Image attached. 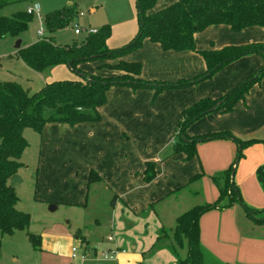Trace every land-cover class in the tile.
<instances>
[{
    "label": "crops",
    "instance_id": "crops-1",
    "mask_svg": "<svg viewBox=\"0 0 264 264\" xmlns=\"http://www.w3.org/2000/svg\"><path fill=\"white\" fill-rule=\"evenodd\" d=\"M100 1L103 6L109 0ZM127 1L132 7L133 0ZM175 1L156 0L147 13ZM115 10L118 15L110 23L106 40L111 49L123 46L137 32L136 17L123 18L120 10ZM193 40L199 51L261 43L264 28L233 31L228 25H209L195 32ZM119 61L139 63L138 77L151 82L189 79L206 69L199 52L164 51L147 38L140 47L118 58L83 62L79 68L107 77L123 73L111 67ZM263 64L260 53L247 54L205 80L186 87H165L157 93L152 87L111 85L104 104L97 108V121L74 125L49 122L40 131L25 127L23 136L28 146L21 155V169L34 171L32 209L48 206L49 211L78 212L80 217L65 226L45 224L37 234L38 250L26 232L17 233L22 230L5 234L18 253L15 261L21 255L22 264H178L170 249L171 238L157 242V237L171 233L183 212L216 201L221 186L216 189L212 185L211 175L231 166L232 182L243 203L264 209V187L257 178V169L264 168V77L231 111L207 113L186 129L188 136L221 131L232 134L244 143L236 162L238 144L229 138L198 142L188 159L183 152H173L182 111L200 99L226 94ZM46 70L44 84L77 78L64 64ZM45 71L37 73L42 76ZM147 164L154 170L149 181L145 180ZM21 169L17 173L19 185L23 182ZM91 172L97 178L89 182ZM195 175L198 177L193 179ZM221 180L224 184L223 176ZM18 204L19 199L16 208L20 210ZM30 227L31 221L29 231ZM36 231L31 229V233ZM199 235L203 250L219 264H264V224L256 223L237 203L204 213L199 219ZM72 248H76L74 257ZM184 253V249L179 251L181 257Z\"/></svg>",
    "mask_w": 264,
    "mask_h": 264
},
{
    "label": "trees",
    "instance_id": "trees-1",
    "mask_svg": "<svg viewBox=\"0 0 264 264\" xmlns=\"http://www.w3.org/2000/svg\"><path fill=\"white\" fill-rule=\"evenodd\" d=\"M20 1L27 0H0V7ZM155 2L156 0H135L137 32L119 48L107 47L106 40L110 35V26L107 24L102 25L95 33L88 34L79 43L56 44L53 34L68 27L77 18L78 10L71 5L45 13L42 17L44 36L16 50L15 56L36 72L64 64L77 78L48 82L33 93L16 80H0V234L10 235L14 231L23 230L32 247L40 249V236L29 231L30 215L16 208L18 197L15 188L9 185L10 177L23 167L21 155L28 146L23 136L25 127L40 131L49 122L74 125L97 121L100 118L97 108L104 104L105 92L111 85L152 87L157 93L165 87H186L205 80L228 63L247 54L260 53L264 57V42L199 51L193 40L195 32L209 25L224 24L233 31L251 26L264 28V0H177L161 10L147 13ZM30 19L31 14L22 11L16 12L12 17H0V36L17 35L27 28ZM145 38L158 43L164 51L199 52L206 64L205 71L175 82H151L138 77L140 64L137 62L119 61L111 67L123 73L107 77L79 68L83 62L118 58L140 47ZM263 77L264 64L226 94L215 99H200L182 111L178 118L173 152H183L188 159L194 155L198 142L229 138L238 144L236 162L242 155L244 143L232 134L221 131L188 136L186 129L207 113L231 111L239 100L244 99L249 88ZM233 172L234 167L231 166L219 174V177H212L215 180L222 176L224 178L216 201L195 205L183 212L176 218L171 233H161L157 237V242L163 238H171L170 249L176 255L178 264H205L200 244L199 219L212 209L237 203L256 223L264 224V209H252L243 203L232 182ZM94 177L97 178V175L91 172L89 182ZM153 177V166L147 164L145 180L149 181ZM196 177L198 175L193 179ZM257 178L264 187L263 167L257 169ZM224 199L226 200L222 203ZM154 246L156 247V243ZM183 249L185 253L181 257L179 250Z\"/></svg>",
    "mask_w": 264,
    "mask_h": 264
},
{
    "label": "rangeland",
    "instance_id": "rangeland-1",
    "mask_svg": "<svg viewBox=\"0 0 264 264\" xmlns=\"http://www.w3.org/2000/svg\"><path fill=\"white\" fill-rule=\"evenodd\" d=\"M69 2H71L72 6L76 7L78 13H82V16L75 21L82 29V32L79 35H75L73 32V25H69L66 28L56 31L53 34V40L59 45H72L79 43L88 35L84 30L85 28L98 30L104 24L111 27L110 23L114 22L118 15L115 9L118 11L120 10V17H136L135 0H133L132 7L127 0H109L106 1V4L103 6H101L102 2L100 0H27L1 6L0 17H12L16 12H26L28 8H34L35 5L38 7V12L31 14V19L25 30L20 31L17 35L5 34L3 37L0 36V80H16L24 88H29L31 93L38 91L43 86L47 70L41 76L36 71L29 68L22 60H18L15 56L16 43L19 40L20 46L26 47L39 39L38 31L40 28H43V15L63 6H68ZM92 7H96L97 10L92 12ZM133 11L135 15L133 14ZM108 60L110 59H106V61ZM20 172L22 174L23 182L19 185L16 195L20 200V204H18L20 210H25L27 211L26 213L30 215V232L31 229H34L38 230L36 231V234H38L45 224L58 222L65 226L69 221H71L72 224L78 221L80 217L78 212H63V210L49 211L48 206H35L32 209L31 203H33V195L35 192L34 171H31L28 167H24ZM211 176L219 177L218 174ZM212 177L210 179L213 183L212 185L216 189L223 186L221 178L215 180ZM225 200L226 199H224L222 203H224ZM17 233L24 235L25 231L22 230ZM203 251L205 264H219L206 250ZM17 254L18 253H16L10 239L7 238L5 234H0V264H22L21 255H18V261H15L14 257L17 256Z\"/></svg>",
    "mask_w": 264,
    "mask_h": 264
},
{
    "label": "built area",
    "instance_id": "built-area-1",
    "mask_svg": "<svg viewBox=\"0 0 264 264\" xmlns=\"http://www.w3.org/2000/svg\"><path fill=\"white\" fill-rule=\"evenodd\" d=\"M26 12L28 14H33L34 12H38L37 5H35L34 8H28ZM81 16H82V13H78L77 18L71 24V25H73V32H74L75 35H79L82 32V29L80 28V26L78 25V23L75 22ZM84 30L86 31L87 34H92V33H95L97 31L96 29H86V28ZM44 34H45L44 28H40L39 31H38L39 38L43 37ZM108 239L110 240L111 237H108ZM75 251H76V248H72V256L73 257L75 256ZM81 257L83 258L84 255H82Z\"/></svg>",
    "mask_w": 264,
    "mask_h": 264
},
{
    "label": "water",
    "instance_id": "water-1",
    "mask_svg": "<svg viewBox=\"0 0 264 264\" xmlns=\"http://www.w3.org/2000/svg\"><path fill=\"white\" fill-rule=\"evenodd\" d=\"M19 45H20V41L18 40L16 43V47H19ZM210 110H212V108ZM20 182H21V178L18 174L12 175L9 179V185L13 188H16Z\"/></svg>",
    "mask_w": 264,
    "mask_h": 264
}]
</instances>
